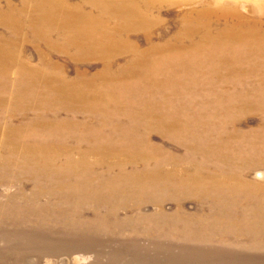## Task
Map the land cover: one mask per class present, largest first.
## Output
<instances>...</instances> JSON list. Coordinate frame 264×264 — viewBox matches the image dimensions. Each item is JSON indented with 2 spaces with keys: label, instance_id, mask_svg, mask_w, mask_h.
<instances>
[{
  "label": "rangeland",
  "instance_id": "1",
  "mask_svg": "<svg viewBox=\"0 0 264 264\" xmlns=\"http://www.w3.org/2000/svg\"><path fill=\"white\" fill-rule=\"evenodd\" d=\"M239 1L248 16L255 14L250 7L257 10L264 2ZM22 2L0 0V7L21 8ZM37 3L42 0L30 4ZM173 11L181 17L187 12ZM168 12L165 8L159 15L171 17L166 16ZM29 13L25 20L29 21ZM10 14L24 15L22 11ZM177 31L168 27L165 36L160 30L159 38H170ZM33 45L28 44L26 58L38 65ZM54 58L66 66L71 80L78 71L92 77L104 70V64L97 61L79 64L60 55ZM124 64L122 60L112 68V75L120 74V79L107 75L85 79V94L68 96L80 99V106L55 103L61 94L33 91L31 86L26 89L29 94H0V264H264V109L250 113L239 108L243 101L260 105L264 87L242 79L222 83L219 90L213 88V94H206L215 103L214 109H224L230 116V123L223 127L227 138L216 142V154L210 151L206 158L191 159L184 144L164 138L163 130L165 123L176 124L184 126L182 132L169 128L168 133L183 135V130L202 124V115L189 106L204 94L187 93V87L183 91L180 86L150 94L139 87L136 81L140 80L124 76L128 68ZM182 83L190 86L191 79ZM2 86L0 77V90ZM89 86L96 90L87 91ZM220 91L228 98L217 94ZM20 95L23 100L14 97ZM101 98L115 99L123 106L109 107ZM143 102L159 106L144 109ZM173 102L181 108L174 109ZM130 104L127 109L125 105ZM200 104L205 101L199 99ZM25 108L35 113L22 114ZM214 121L218 129L220 122ZM12 127L17 129L18 141L4 145L5 131ZM204 127L196 133L205 134ZM212 133L209 141L200 144L209 146L207 152L214 147ZM149 138L150 149L145 142ZM14 143L33 146L37 151L29 153V159L36 156L41 164L26 165L25 158H19L24 157L25 148L9 163L8 150ZM222 146L228 151L222 153ZM54 148L61 150L58 156L49 152H56ZM110 148V155L99 158ZM123 158H127L123 162L130 161L128 166L109 167ZM181 158L209 167L210 172L222 174L227 169L253 189L194 192L187 180L179 188L180 179H163L161 170L165 166L164 171L172 170L173 160ZM216 161L219 165H214ZM101 163L106 165L101 167Z\"/></svg>",
  "mask_w": 264,
  "mask_h": 264
},
{
  "label": "bare ground",
  "instance_id": "2",
  "mask_svg": "<svg viewBox=\"0 0 264 264\" xmlns=\"http://www.w3.org/2000/svg\"><path fill=\"white\" fill-rule=\"evenodd\" d=\"M32 1L23 0L21 8L12 4L7 9L0 7V27L7 28L0 30V77L3 84L0 94H29L26 89L31 86L33 91L44 89L49 90V94H61L63 97L56 98L55 103L63 101L71 103V106H80V99L68 96L85 94L82 89L85 79L106 75L111 79H120V74L112 75V68L125 60L124 65L128 68L124 76L129 74V77L140 80L136 81L139 87L150 94H158L165 88L175 91L179 86L183 91L187 87V93L190 91L191 94H204L203 97L194 99L195 104L189 108H193L204 118L198 127L204 124V130L201 131L205 134H200L199 130L196 133L197 127L189 131L183 130V135H172L168 133L169 128L182 132L184 126L181 128L180 125L170 123H165L163 130V137L184 144L192 159L200 156L206 158L210 151L216 154V142H223L227 138L223 127L230 123V116L225 114L224 109H214L215 103L210 102L206 94H213V88L219 90L222 83H238L242 79L258 81L264 87V2L255 7L257 10H251V7L248 9L245 5V8L255 13L249 17L242 12L244 5L238 0H42V3L30 4ZM261 1L264 0L259 2ZM165 8L169 10L166 16L171 17L161 16ZM175 9L187 12L181 17L180 13L173 11ZM27 10H30L27 15L29 21L25 20ZM21 11L24 13L22 17L10 14ZM168 27L178 31L170 38H159L160 30L167 36ZM29 43L34 44L33 47L38 51V65L32 64L26 58ZM249 50L252 52H248ZM54 55L56 58L59 55L64 56L79 64L88 61L101 62L104 70L92 77L86 72L78 71L77 77L71 80L67 76L66 66L56 61ZM157 67L160 69L157 70ZM186 78L191 79L190 86L183 85ZM119 87L121 85L117 89ZM95 90L94 86L87 87V91ZM217 94L224 99L228 98L222 91ZM14 97L23 100L21 95ZM110 99L108 102L102 99V103L112 108L120 109L123 106L115 99ZM199 99H203L205 105H197ZM246 102L248 101L242 102L240 110L247 109L251 113L264 109V101L260 105L252 103L251 106L245 105ZM42 105L40 106L45 107ZM131 105L125 106L128 109ZM142 106L150 109L159 105L143 102ZM171 106L174 109L181 108L175 102ZM210 111L213 114L208 116ZM24 113L33 114L35 109L25 108L22 110V114ZM23 116L25 118L28 115ZM214 119L220 122L218 129ZM211 131L214 147L207 152L205 147L208 145H201L204 141H209L207 138L211 136L208 135ZM5 133L6 139L2 138L4 145L18 141L16 128H8ZM193 141L195 145L191 143ZM145 142L148 149L152 148L150 138ZM23 148L25 155L19 158H25L26 165L41 164L36 161V156L29 159V153L37 151L33 146L18 143H14L11 150H8V162L14 163L12 159L15 153L21 155ZM111 149L102 152L99 158L110 155ZM219 149L222 153L227 150L223 146ZM54 150L56 152L52 149L49 152L58 156L57 153L61 150ZM162 150L164 149L159 151ZM125 159L127 158L113 161L109 167L115 169L118 163L128 166L130 161L123 162ZM173 161L176 162L173 164L174 168H166L164 171L167 166L163 167L161 176L163 179L178 177L179 188H182V180H187L191 185L189 188L194 192L199 189L241 191L243 186L253 189L241 176L227 173V169L220 174L210 172L209 167H198L193 161L188 163L184 158ZM220 161H216L214 165H219ZM105 165L101 163L100 166ZM237 166L241 164L237 163Z\"/></svg>",
  "mask_w": 264,
  "mask_h": 264
}]
</instances>
